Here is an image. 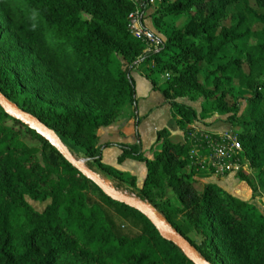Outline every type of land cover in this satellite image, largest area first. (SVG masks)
I'll use <instances>...</instances> for the list:
<instances>
[{
	"label": "trees",
	"instance_id": "1",
	"mask_svg": "<svg viewBox=\"0 0 264 264\" xmlns=\"http://www.w3.org/2000/svg\"><path fill=\"white\" fill-rule=\"evenodd\" d=\"M134 10L129 0H0V93L77 149L88 159L87 169L96 167L134 188V178L101 163L97 147L98 130L112 125L126 105H137L130 73L149 70L143 71L145 78L161 92L182 132L197 118L176 101L187 96L210 101L235 122L225 99L236 81L250 93L239 142L257 184L264 186V0L162 4L158 19L187 14L189 21L151 54L127 32V16ZM256 25L261 28L254 30ZM251 39L255 43L248 45ZM155 70L168 79L157 84ZM134 120L138 125L136 115ZM156 143L152 160L144 158L140 144L120 146L118 163L142 162L146 174L136 194L114 193L149 204L166 230L188 241L205 264H264L259 211L213 184L198 191L199 174L188 169V147L170 141L167 129L156 133ZM92 189L140 222L142 233L123 235L92 200ZM192 231L199 244L187 236ZM0 264L191 262L141 213L106 197L0 107Z\"/></svg>",
	"mask_w": 264,
	"mask_h": 264
},
{
	"label": "rangeland",
	"instance_id": "2",
	"mask_svg": "<svg viewBox=\"0 0 264 264\" xmlns=\"http://www.w3.org/2000/svg\"><path fill=\"white\" fill-rule=\"evenodd\" d=\"M175 0H167V2L162 3V0H147V5L144 8L143 12V21L146 22L147 27L160 42L163 47L166 44L167 37L175 30H179L185 26V24L189 21V16L187 14H182L180 16L167 17L164 19L159 18V11L162 8V4L166 7L168 4H172ZM250 5L254 6V2L251 1ZM158 20V21H157ZM159 22L157 26L155 22ZM18 22V21H16ZM145 25V24H144ZM145 25V26H146ZM146 27V28H147ZM261 27L256 25L254 30H259ZM255 40L251 39L249 44H254ZM154 70V69H153ZM143 71H149L148 69L143 68ZM246 71V68H245ZM153 75L156 79L157 84H162L165 80L168 79V76L165 74H161L158 70L153 72ZM201 79V76L199 77ZM250 96V93L243 89L236 81H233L232 87L226 93V103L232 108L231 116L235 119L232 124L229 123V116L218 114L214 106L210 101L205 102L201 97H185L181 99H177L178 103H181L192 110H194L197 114V118L194 121H191L185 127V131L191 126L197 127L203 130H211L214 133H228L232 135H236L239 140V135L243 130V126L241 125L240 116L246 112L247 110V102L246 99ZM130 107L126 105L118 115V118L124 115V112L128 110ZM163 117L169 119V109H165V114ZM118 118L116 120H118ZM175 124V123H174ZM175 130L178 134L174 135L172 142H180L185 144V131L182 132L175 125ZM178 136L181 137L178 138ZM26 142L29 145L36 146L40 148V144L35 140L30 138H26ZM66 148L70 151V153L75 157L76 160L80 162H84V157H81L80 153L77 149L72 146L65 144ZM93 171L97 174L99 170L93 168ZM199 175H205L209 177H213L217 180H222L221 186L219 187L223 192L230 194L236 199L248 203L249 205L255 207L259 213L264 217V186L257 184L256 181V172L251 170L247 174H237L231 177L229 176H218L215 173H212L208 170L204 172H197ZM229 178H232L230 180ZM195 179V177H194ZM226 180L225 183L223 181ZM228 181V182H227ZM199 180H195V188L200 191L202 188L207 185H203ZM224 184V185H222ZM92 200L97 204L101 205L107 214L115 221V225L117 229L128 237H136L142 233L141 223L135 220L133 217L126 215L122 210L118 209L116 206L107 204L101 196L97 193L95 189H92L90 192ZM191 240H193L196 244H199V236L193 231L188 233L187 235Z\"/></svg>",
	"mask_w": 264,
	"mask_h": 264
},
{
	"label": "crops",
	"instance_id": "3",
	"mask_svg": "<svg viewBox=\"0 0 264 264\" xmlns=\"http://www.w3.org/2000/svg\"><path fill=\"white\" fill-rule=\"evenodd\" d=\"M144 24L146 25V22ZM147 29L149 28L147 27ZM130 76L134 81L137 102L135 109L129 108L112 125L101 128L97 132V147L100 151L101 163L116 169L128 177L134 178L135 186L131 188L129 185L116 181L100 171L98 175L111 190L125 195L136 194L141 189L146 168L144 163L131 159L118 163L117 159L121 154L120 146L140 144L144 158L152 160L154 153L159 148V144L156 143V133L162 129H167L170 133V141L173 140L174 135L178 134L175 130L169 104L165 103L161 92L157 88H153L145 78L143 70L135 68L130 73ZM167 108L169 109V119L166 118L165 120L163 114H165V109ZM134 115L139 120L138 125L135 124ZM178 138L181 139L180 136ZM84 161L86 163L88 159L85 158ZM229 179L232 180V178ZM195 180L204 183L203 185L213 184L219 187L222 183V180L205 175H195ZM225 182L226 180L223 181V183Z\"/></svg>",
	"mask_w": 264,
	"mask_h": 264
},
{
	"label": "built area",
	"instance_id": "4",
	"mask_svg": "<svg viewBox=\"0 0 264 264\" xmlns=\"http://www.w3.org/2000/svg\"><path fill=\"white\" fill-rule=\"evenodd\" d=\"M129 1L135 10L127 16L128 34L143 45L145 54L157 52L161 42L148 31L143 21L147 0ZM185 144L188 147V169L196 172L208 170L221 177L247 174L252 170L236 135L217 134L191 126L185 134Z\"/></svg>",
	"mask_w": 264,
	"mask_h": 264
},
{
	"label": "water",
	"instance_id": "5",
	"mask_svg": "<svg viewBox=\"0 0 264 264\" xmlns=\"http://www.w3.org/2000/svg\"><path fill=\"white\" fill-rule=\"evenodd\" d=\"M0 107L9 117L27 126L30 130L34 131L37 135L46 140L68 163L79 171L83 177L95 184L106 197L141 213L153 225L160 237L173 244L185 256V258L191 262V264H205L197 251L188 241L174 232L166 230L167 225L165 224L164 219L149 204L132 201L124 196L116 195L98 174L87 169L84 166V162H80L75 159V157L52 130L48 129L33 116L20 110L1 93Z\"/></svg>",
	"mask_w": 264,
	"mask_h": 264
}]
</instances>
